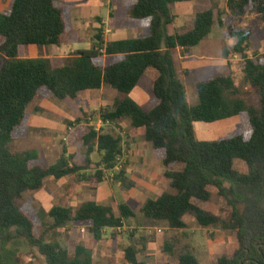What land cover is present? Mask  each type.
I'll list each match as a JSON object with an SVG mask.
<instances>
[{
	"label": "trees",
	"instance_id": "obj_1",
	"mask_svg": "<svg viewBox=\"0 0 264 264\" xmlns=\"http://www.w3.org/2000/svg\"><path fill=\"white\" fill-rule=\"evenodd\" d=\"M192 0H123L130 17L151 31L144 38L105 43L102 29L93 38L89 50H79L53 66L48 58H20L21 46H60L62 36L71 28V3L60 0H12L6 12H0V264H21L9 245L20 239L27 243L45 264H94L91 253L70 243L58 232L69 224L87 226L95 240L106 230L124 227L138 214L127 204L117 211L93 201L77 209L54 206L48 221L21 204L26 193L41 190L47 179L60 180L78 173L66 148L56 164H47L35 150H13L11 144L29 133V105L36 97L75 100L79 94L99 90L106 85L129 95L142 77L153 81L151 108L143 109L135 100L116 99L102 113L104 123L128 120L163 162L173 193L148 198L140 210L151 221L162 222L172 230L187 228L185 217L192 216L200 226L216 220L208 215L213 195L216 207L226 214L225 229L236 233V255L213 257L210 264H264V55L258 62L246 60L247 78L254 89L257 105L248 108L231 76L208 71L198 77V102L189 105L186 83L178 70L174 52L187 54L201 44L216 24L212 8L199 12L191 29L174 28L173 6ZM264 13V0H237L232 10L243 12L247 5ZM163 45L165 47H163ZM114 57L103 65L99 50ZM248 111L251 129L227 139L199 140L195 123H215ZM78 146L90 151L97 141L102 154L98 182L105 172L115 168L121 153V139L98 133L93 127ZM237 162L245 165L242 171ZM124 169L115 177L123 178ZM52 234L54 235L52 237ZM172 260L165 264H201L196 254L186 249L175 254L166 248ZM129 264L139 261L130 245L125 249Z\"/></svg>",
	"mask_w": 264,
	"mask_h": 264
},
{
	"label": "rangeland",
	"instance_id": "obj_2",
	"mask_svg": "<svg viewBox=\"0 0 264 264\" xmlns=\"http://www.w3.org/2000/svg\"><path fill=\"white\" fill-rule=\"evenodd\" d=\"M11 1L0 0V12L8 11ZM232 1L237 0H193L173 6L176 15L174 28L178 32L191 29L197 13L209 8L215 12L216 24L212 34L202 42V47L193 48L189 52L188 58L193 56L190 60L185 59L181 51L174 52L177 68L183 74L186 83L189 105L198 102L196 82L202 71L233 77L248 108L257 105L254 89L247 78L245 62L248 59L258 62L264 55V13L255 11L251 4L247 5L243 12L232 10L229 7ZM99 2L102 5L99 12L105 15L108 9V16L113 17L112 33L108 38H131L147 34L148 29L130 19L124 8L122 9V0H99ZM92 24L96 25V28L91 30L92 25H88L90 30L84 38L86 42L89 40L88 36L93 42L99 29L104 31L101 21L94 20ZM68 41L69 38L66 37V45ZM35 47L37 46H21L20 52L24 53ZM202 56L203 60L200 59ZM124 97L135 100L145 110L150 109L153 97L152 81L147 77L141 78L129 95H123L104 85L102 92L83 94L78 100L65 102L37 97L31 103L27 110L31 115L29 133L15 140L11 144L12 149L35 150L47 164H56L60 159L61 150L65 147L71 165L76 166L80 171L60 180L47 179L41 190L26 193L21 204L34 212H39L48 221L47 213L54 206L76 209L85 201L99 202L102 198L117 211L120 203H132L138 217L131 219L121 231L118 228L106 230L101 240H95L88 232L87 226L78 224H69L58 232V235L61 234L68 240L72 252L80 246L91 253L94 264H129L125 259V249L130 245L137 251L139 261L145 264H165L167 257L171 258L166 251L167 246L171 247L175 254L186 249L192 250L201 264H210L215 256L236 255L239 250L236 233L223 227V222L228 218L216 207L218 203L216 195L212 196L208 209L209 217L216 222L207 227L200 226L190 215L185 217L187 228L184 230H172L162 222L151 221L142 216L140 207L145 196L153 197L156 191L150 190L155 188L153 185L145 183L148 180L147 168L141 163L137 168L133 167L135 164L132 165V171H129L131 161L156 160L154 158L148 160L145 153L147 154L149 149L142 144L144 135L141 131H134L128 120L113 124L104 123L102 119V113L111 109L116 99ZM60 114L63 118H58ZM92 119H97L93 127L99 124L98 120L102 122L100 134L109 133L121 139L120 158L125 171L123 178L106 177L104 181L98 182L97 173L102 167L97 141L92 142L89 151L87 147L72 143L70 141L72 137L69 142L63 140L67 136L65 131L67 127H77L76 138H78L82 131L80 126L85 123L88 125ZM92 126L88 125V127ZM250 129L248 111L228 120L213 124L198 122L195 126L197 138L205 141L227 139ZM148 145L152 147L150 143ZM237 167L242 171L246 170L245 165L240 162H237ZM159 186L161 190H158V195L174 192L168 184H158ZM9 246L17 252L21 264H45L41 256L33 254L25 241L17 239Z\"/></svg>",
	"mask_w": 264,
	"mask_h": 264
},
{
	"label": "crops",
	"instance_id": "obj_3",
	"mask_svg": "<svg viewBox=\"0 0 264 264\" xmlns=\"http://www.w3.org/2000/svg\"><path fill=\"white\" fill-rule=\"evenodd\" d=\"M60 1L72 4L71 13H70V15H71V28H70L69 31H67V32H65L63 34L61 45L60 46H53V47H55L53 49L48 48L49 46L48 47H43V48L35 47V48H33V49L29 50V51H26L24 53H21L20 52V48H19V57L20 58H34L35 59V58H39V57H44V58H48L52 62V65L55 66V65H58L64 59L73 57V55L79 50H89L92 47V43H93L91 41V37L88 36V38H89L88 42H86L84 40V38L86 37L87 34H89L90 28H91V30L96 28V25L92 24V21H94V20L101 21V23L104 26V31L102 33V36L104 38L105 43H108L109 41L130 39V38H118V39H110V38H108L109 34L112 33L111 23H113V17H112V15L110 17L108 16V9H107V13L105 15L101 14V12H99V8L102 6V5H100L99 0H80L78 2H75L73 0H60ZM181 3H185V2H181ZM181 3H177V4H181ZM121 5H122V9H123L124 8L123 0H122V4ZM124 10L129 15L128 11L125 8H124ZM129 17H130V15H129ZM130 19H132V18L130 17ZM132 20L138 22L143 28L148 29V31H147V34H145L144 36H137V37H131V38H144V37H147V36L150 35L151 31H150V29L148 27H144L140 23V21H138V20H134V19H132ZM89 24L92 25L90 28H88ZM107 30H110V32H107ZM66 37L69 38V41H68L67 45L65 44V38ZM209 37H207L206 39H208ZM206 39L204 41H206ZM204 41H202V42H204ZM202 42H201L200 45H198V46H196L194 48H198L200 46L202 47V44H203ZM177 50H179V49H177ZM179 51H181V50H179ZM181 54H183L182 51H181ZM188 54L189 53L183 54V57L185 59H189L190 60L193 56H190L188 58V56H187ZM100 57L103 60V65L104 66L107 63L112 62V60L114 59V57H111V56L107 55L106 52L103 53V54H100ZM200 59L203 60L204 57L202 56ZM204 73H206V72L202 71L198 75V77L200 75L204 74ZM103 88H104V85L99 90L91 91V92H87V93L102 92ZM152 88H153V81H152ZM87 93L79 94L78 97L75 100H78L83 94H87ZM46 100H59V99L53 98V99H46ZM66 100H73V99L67 98L65 100H60V101H65L66 102ZM151 102H152V99H151ZM58 116H59L58 118H63L61 114L58 115ZM30 120H31V115H30ZM30 120H29V124H30ZM95 120H97V119H94V120L92 119V122L89 123L88 125L92 126L94 123H97V121H95ZM98 123L99 124L95 125V127H93V126L92 127L99 133V131H100L101 127H102V125H101L102 122L98 120ZM88 125L85 123L84 125L82 124L80 127L85 128V127H88ZM195 126H196V123H195ZM76 129H77V127H74V126L67 127V129H65L67 136L65 138H63V140L65 142H69L70 138L72 137L70 141H72V143H76V140L79 141L86 133H88V131L81 129L82 130V131H80L81 135L78 138H76V136H77ZM137 144H139V143L137 142ZM142 144L144 145L143 147L149 149V152L147 153L148 155L145 153V155L147 156L148 160H150V158H154L156 161H131L132 164L130 166V170L129 171H132L131 168H132V165H134V164L135 165L133 167H136V168L139 165V163H141L143 165V167H146L147 168L146 174H147V179L148 180L145 183L147 185H153L155 188H153V190L152 189H150V190L151 191H156V194L153 197L145 196L146 198L144 199L143 204L140 207V210H141V208L143 207L144 203L146 202V200L148 198L155 199V198H158L159 196H161L163 194V193L160 194V195L157 194L158 190H161V186L158 187V184H163L164 183L165 185H167V184L169 185V183L167 182V178L164 176L166 169H165V167L163 165V162L156 157V151L152 147H150L148 145V142L145 139L142 142ZM101 156H102V154H101ZM49 165H51V164H49ZM102 169H103V167H102ZM169 187H170V185H169ZM88 201H92V200H88ZM85 202H87V201H85ZM93 202H96V201H93ZM96 203L97 204H101V205H108L109 206V204H107V202L104 199L102 200V198H101V200H99V202H96ZM123 203L129 205L137 213V211L135 210V206L132 203H129V202H123ZM120 204H122V203H120ZM170 260H172V257L170 259L167 257V261H165V263H167Z\"/></svg>",
	"mask_w": 264,
	"mask_h": 264
},
{
	"label": "built area",
	"instance_id": "obj_4",
	"mask_svg": "<svg viewBox=\"0 0 264 264\" xmlns=\"http://www.w3.org/2000/svg\"><path fill=\"white\" fill-rule=\"evenodd\" d=\"M107 32H110V30H107ZM99 53L100 54H103L105 53V50L104 49H100L99 50ZM123 169V165H122V161H121V158L119 157L118 158V163L117 165L115 166L114 169L110 170V171H107L105 172V176H104V179L103 181L106 179V177H110L111 179H115V177L121 172V170ZM123 227L121 228H118L119 231L122 230Z\"/></svg>",
	"mask_w": 264,
	"mask_h": 264
},
{
	"label": "water",
	"instance_id": "obj_5",
	"mask_svg": "<svg viewBox=\"0 0 264 264\" xmlns=\"http://www.w3.org/2000/svg\"><path fill=\"white\" fill-rule=\"evenodd\" d=\"M163 47H165V46L163 45Z\"/></svg>",
	"mask_w": 264,
	"mask_h": 264
}]
</instances>
